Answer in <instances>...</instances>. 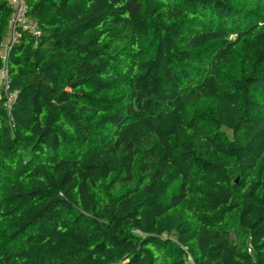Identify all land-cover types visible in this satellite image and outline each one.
<instances>
[{
  "label": "trees",
  "instance_id": "obj_1",
  "mask_svg": "<svg viewBox=\"0 0 264 264\" xmlns=\"http://www.w3.org/2000/svg\"><path fill=\"white\" fill-rule=\"evenodd\" d=\"M23 1L0 264H264V0Z\"/></svg>",
  "mask_w": 264,
  "mask_h": 264
},
{
  "label": "built area",
  "instance_id": "obj_2",
  "mask_svg": "<svg viewBox=\"0 0 264 264\" xmlns=\"http://www.w3.org/2000/svg\"><path fill=\"white\" fill-rule=\"evenodd\" d=\"M12 8V17L10 20L11 32L8 43L3 46L0 51V57L3 64L5 63L6 55L10 50L12 43L18 37L16 29L20 28L30 33L34 38L39 37V31L36 23L28 20L26 17V5L23 0H7ZM5 99V106L10 110L15 99L16 92H9L8 73L5 66L0 70V96Z\"/></svg>",
  "mask_w": 264,
  "mask_h": 264
},
{
  "label": "crops",
  "instance_id": "obj_3",
  "mask_svg": "<svg viewBox=\"0 0 264 264\" xmlns=\"http://www.w3.org/2000/svg\"><path fill=\"white\" fill-rule=\"evenodd\" d=\"M10 32H11V26L10 24L8 25L7 27V31H6V34H5V38H4V41H3V44H2V48L3 49V46L8 43L9 39H10ZM1 51V50H0Z\"/></svg>",
  "mask_w": 264,
  "mask_h": 264
}]
</instances>
